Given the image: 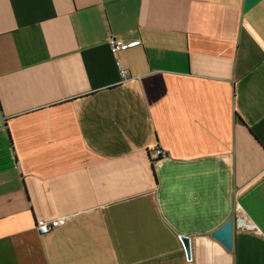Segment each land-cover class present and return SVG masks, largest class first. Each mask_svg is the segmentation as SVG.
<instances>
[{"label":"crops","instance_id":"0c3cea01","mask_svg":"<svg viewBox=\"0 0 264 264\" xmlns=\"http://www.w3.org/2000/svg\"><path fill=\"white\" fill-rule=\"evenodd\" d=\"M0 264H264V0H0Z\"/></svg>","mask_w":264,"mask_h":264},{"label":"built area","instance_id":"2783aa9c","mask_svg":"<svg viewBox=\"0 0 264 264\" xmlns=\"http://www.w3.org/2000/svg\"><path fill=\"white\" fill-rule=\"evenodd\" d=\"M135 43L136 42L123 43L121 40H119L115 37H110L107 40V44H108V47L110 49V52L114 56H116L122 49H124L128 46H132ZM115 64H116V67L118 69L121 80L124 81V80L128 79L129 78V72H128L127 68H125L122 65L121 61L118 58L115 60ZM164 155H165V152L163 150H161L159 148H155L152 150L151 158H152V160H154V159H158ZM65 222H66L65 216H61V217H57V218H53V219H49V220L38 219L35 221V230L39 234H47L51 230L55 229L56 227L63 225Z\"/></svg>","mask_w":264,"mask_h":264},{"label":"water","instance_id":"95a60500","mask_svg":"<svg viewBox=\"0 0 264 264\" xmlns=\"http://www.w3.org/2000/svg\"><path fill=\"white\" fill-rule=\"evenodd\" d=\"M233 218L228 219L220 228L213 231L211 236L221 242L227 250H231L233 242ZM187 259L191 257L190 238L188 236L180 237Z\"/></svg>","mask_w":264,"mask_h":264}]
</instances>
